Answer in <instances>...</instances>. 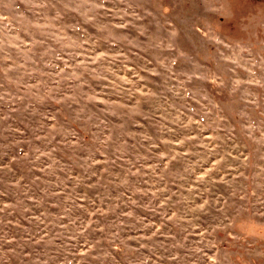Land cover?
I'll use <instances>...</instances> for the list:
<instances>
[{"label": "rangeland", "instance_id": "374dc122", "mask_svg": "<svg viewBox=\"0 0 264 264\" xmlns=\"http://www.w3.org/2000/svg\"><path fill=\"white\" fill-rule=\"evenodd\" d=\"M0 264H264V0H0Z\"/></svg>", "mask_w": 264, "mask_h": 264}]
</instances>
